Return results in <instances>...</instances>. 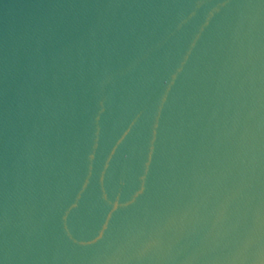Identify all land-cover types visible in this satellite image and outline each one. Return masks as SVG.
I'll use <instances>...</instances> for the list:
<instances>
[{
    "label": "water",
    "instance_id": "obj_1",
    "mask_svg": "<svg viewBox=\"0 0 264 264\" xmlns=\"http://www.w3.org/2000/svg\"><path fill=\"white\" fill-rule=\"evenodd\" d=\"M0 264H264V0H0Z\"/></svg>",
    "mask_w": 264,
    "mask_h": 264
}]
</instances>
